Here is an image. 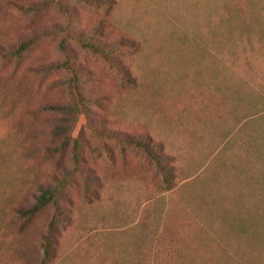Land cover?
<instances>
[{
    "label": "rangeland",
    "instance_id": "rangeland-1",
    "mask_svg": "<svg viewBox=\"0 0 264 264\" xmlns=\"http://www.w3.org/2000/svg\"><path fill=\"white\" fill-rule=\"evenodd\" d=\"M101 1L64 0L73 30L133 47L114 53L121 75L69 40L80 98L55 66L58 4L0 0L5 264H264V0ZM124 137L148 138L168 174ZM66 175L67 219L45 259L53 209L23 211Z\"/></svg>",
    "mask_w": 264,
    "mask_h": 264
},
{
    "label": "trees",
    "instance_id": "trees-1",
    "mask_svg": "<svg viewBox=\"0 0 264 264\" xmlns=\"http://www.w3.org/2000/svg\"><path fill=\"white\" fill-rule=\"evenodd\" d=\"M59 8L66 14L67 24L66 27L58 28L60 31L64 33V38L61 41V48L66 56V59L63 63L56 64V67H63L70 74L69 87L74 95H77L81 98L82 95V81L79 71L76 67H74L71 62V50L69 49V40H74L79 43L80 46H83L85 49L102 57L105 61H107L110 65L113 66L114 69L118 70L119 74L123 75L122 66L118 64L114 53L120 51L122 48H132L133 45L131 43L123 42L119 45H115L113 47H106L100 44L95 43L92 38H86L83 35L77 34L76 31L72 28V11L66 6L64 0H54ZM78 2L91 6L95 9L107 10L110 7L109 1H101V0H77ZM53 33V30H47L42 33V35H49ZM38 35L27 39L22 42L18 47L12 49V53L16 57H21L25 52H27L38 40ZM84 97L81 99L83 101ZM59 107V106H57ZM109 139H119L117 135H109ZM125 143L131 144L135 146L138 150L144 152L148 158L155 161L158 169L165 175L168 174V168L165 165V158L160 155V152L157 148L151 144V141L148 138H137L133 139L130 137H124L122 139ZM81 157L76 155V171L84 173L85 180L89 183L90 180H96V177H90L88 171L83 170L81 168L82 164ZM70 180V176L66 175L62 179H57V184L54 186H48L40 189V194L37 196L36 204L29 210L23 211L24 214L31 215L32 217L36 216L38 212H40L43 208L50 206L53 209V215L48 225L47 234L44 236V242L42 244L44 250V258L49 259L53 256L55 245L57 243V237L59 235V229L66 221V209L63 207L64 197H65V187L68 185ZM0 236L3 241V250L2 257L0 259V264H5L4 261V239L3 233L1 231Z\"/></svg>",
    "mask_w": 264,
    "mask_h": 264
},
{
    "label": "crops",
    "instance_id": "crops-1",
    "mask_svg": "<svg viewBox=\"0 0 264 264\" xmlns=\"http://www.w3.org/2000/svg\"><path fill=\"white\" fill-rule=\"evenodd\" d=\"M1 234V231H0ZM2 250H3V241H2V237L0 236V259L2 257Z\"/></svg>",
    "mask_w": 264,
    "mask_h": 264
}]
</instances>
